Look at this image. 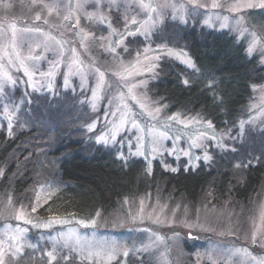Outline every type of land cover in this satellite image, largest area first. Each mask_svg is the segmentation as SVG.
Instances as JSON below:
<instances>
[{
    "label": "rangeland",
    "instance_id": "rangeland-1",
    "mask_svg": "<svg viewBox=\"0 0 264 264\" xmlns=\"http://www.w3.org/2000/svg\"><path fill=\"white\" fill-rule=\"evenodd\" d=\"M70 2L73 10L77 3H82L83 8L66 21L69 0H63L61 7L53 9L51 14L43 5H51L54 0H0V32L6 34L0 38V56L4 55L5 48L13 57L15 55L11 46V25L17 29L15 52L23 57L28 56L31 49L33 54L44 56L35 64L36 75L31 83L27 82L28 77L22 70L17 71L18 62L14 60L15 66L11 65L6 56L0 60L3 65L0 71L9 72L18 81L14 86L5 85L4 93L0 94V133H4V141H17L6 158L0 161V172L3 173L0 185L6 178L5 186L0 190V240H6L5 233H15L17 228L24 230L23 250L16 255L8 251L11 241L6 240L5 264H70L71 259L73 264H213V261L215 264H249L251 257L264 258V8L259 6L260 0H215L220 5L216 8L212 7L214 0ZM247 3L257 6L248 8ZM165 4L176 7H161ZM148 5L156 10L151 11L146 7ZM237 6L241 10L232 11ZM37 14L41 16L40 21L35 19ZM76 15L80 17L79 28L73 27ZM99 16L106 18L103 23L97 19ZM44 20L48 23H43ZM145 21L150 25L147 35L143 27ZM166 22L225 30L242 41L246 53L255 56L257 64L263 67L262 79L251 86V95L234 125L218 129L210 123L209 127V121L196 114L168 111L166 105L149 92L148 83L156 78L161 59L168 58L195 69L185 48L186 43L169 44L166 33L154 42V32ZM60 25L67 27H56ZM35 27L51 33L58 40L67 41L62 60L57 53L44 52L37 46L43 37L24 32ZM137 28L140 32L136 36L126 35ZM80 29L88 34L85 46H81V37L77 35ZM122 37L123 44L116 48L118 56L111 54L110 48L116 47L115 42ZM137 37L141 39L140 43H126L128 38ZM250 47L252 51H249ZM72 48L76 49L77 58L82 63L79 67L73 65L70 70ZM55 61L61 62L52 69L51 64ZM121 63L129 69L135 66L140 74L129 77L120 67ZM147 68L153 70L146 71ZM96 69L104 73L102 86H98ZM50 70L51 76L41 75ZM118 71L126 77L125 80L121 81V77L115 75ZM117 81L121 82L117 84ZM133 85L130 93L129 87ZM65 91L76 96L74 99L80 110H83L81 105L85 108L79 119V123L82 122L79 136L83 137L82 144L87 153H91L95 145H103L123 160L139 157L150 165L158 159L169 170L194 168L199 162L209 164L214 153L225 161L229 159L227 153H238L236 159H232L231 169L239 168L242 163L244 166L249 163L263 166V177L255 199L243 206L238 202L229 205V200L206 202L204 199L209 192L200 195L201 201L196 203L146 194L124 199L112 212H97L99 216L97 213L89 218L38 216L32 208L37 209L46 203L53 187L58 185V179L49 175V171L53 172L54 161L43 159L42 150L56 146L57 142L49 133L52 129L43 133L42 128L47 125L37 120L33 110L39 105L45 111V118H49L46 102L38 100V96L45 95L48 101L53 98L55 101L63 98ZM65 102H48L53 107L51 116L54 119L60 117L53 112L56 108L70 104L67 99ZM140 104L145 107L142 109ZM156 109H159L158 113ZM128 113H131L130 117ZM171 117L175 119L170 120ZM131 118L136 120V127H133ZM31 126L37 128L34 133H28ZM22 131L25 132L20 139H16V134ZM160 132H166L167 136L161 137ZM206 154L210 160L204 158ZM219 158L216 157L217 164L224 162ZM12 161L14 166L10 164ZM16 178L29 180L25 183L28 185L20 189L22 196L14 192ZM31 187L33 189L28 193ZM21 210L31 224L17 219ZM50 217H60L66 222L43 227ZM93 219L95 225L91 224ZM82 220L87 227L79 223ZM36 224L41 226L35 227ZM98 241L116 242L118 249L113 252L111 248H104L99 255L89 257V242ZM125 249L127 256L124 255ZM109 253L114 255L111 260L107 258ZM251 264L256 262L251 261Z\"/></svg>",
    "mask_w": 264,
    "mask_h": 264
},
{
    "label": "trees",
    "instance_id": "trees-1",
    "mask_svg": "<svg viewBox=\"0 0 264 264\" xmlns=\"http://www.w3.org/2000/svg\"><path fill=\"white\" fill-rule=\"evenodd\" d=\"M162 33L169 35L166 36L169 44L186 43L185 48L195 69L168 58L161 59L156 78L148 83L151 95L164 103L168 111L196 114L215 128L234 125L251 95V86L262 79L263 67L257 64V58L249 56L245 44L225 30L166 22L154 32V42L162 37ZM135 41L140 43L141 39L128 38L126 43ZM62 95L63 98L55 101L67 103V99L70 104H61L53 111L60 114L59 119L51 116L53 107L48 104L55 102V98L48 101L45 95L38 96V100L46 102L49 118H45V111L39 105L33 110L37 120L47 125L42 128L43 133L52 129L49 133L57 142L56 146L42 150L43 159L54 161L53 172L49 171V175L58 179V185L53 187L49 200L35 211L38 216L89 218L97 212H112L124 199L146 194L196 203L201 201L200 195L209 192L204 199L206 202L229 200V205L238 202L243 206L255 199L263 177V166L260 163L244 166L242 163L239 168L231 169L232 159H236L238 153H227L229 159L226 161L214 153L209 164L199 162L194 168L178 167L175 172L164 168L158 159L150 165L139 157L123 160L103 145H95L91 153H87L82 144L83 137L79 136L82 133L79 119L85 108L81 105L83 110L79 109L74 99L76 96L69 91ZM36 129L31 126L28 133H34ZM25 131L17 133L16 139H20ZM14 144L17 141H4V133H0V161L6 158ZM216 157L224 162L217 164ZM10 164L14 166L13 161ZM23 178H16L15 194L21 195L20 189L28 185L25 183L29 180ZM5 181L6 178L2 180L0 190ZM32 189L27 192L31 193ZM73 263L71 259L70 264Z\"/></svg>",
    "mask_w": 264,
    "mask_h": 264
},
{
    "label": "snow or ice",
    "instance_id": "snow-or-ice-1",
    "mask_svg": "<svg viewBox=\"0 0 264 264\" xmlns=\"http://www.w3.org/2000/svg\"><path fill=\"white\" fill-rule=\"evenodd\" d=\"M97 2H99V0H97ZM62 4H63V0H54L53 4H51V5L45 4V5H43V7L49 9V13L51 14L53 9H58L59 7H61ZM169 6L173 7V8L176 7L174 4L161 5V7H169ZM245 6L248 7V8H252V7H256L257 5L253 4V3H247ZM259 6L264 8V0H260ZM66 7L69 8V14L64 17V20L68 21V20L72 19V16L76 12H79L83 8V4L82 3H77V5L75 6V10H73L72 6H71V2L69 0V5H66ZM146 7H149L151 9L150 5H148ZM212 7L216 8V7H220V5L215 3V0H214V2L212 4ZM155 10L156 9H151V11H155ZM240 10L241 9L238 6L232 8V11L239 12ZM91 18L92 17L89 16V19H91ZM35 19L37 21H40L41 20L40 14H37ZM75 19H76V23H75V25H73V27L74 28H79V23H80L79 15H76ZM97 19L101 23H103L106 18L104 16H99V17H97ZM43 23L47 24L48 21L44 20ZM133 23H136V21L133 20ZM56 27H67V26L66 25H60V26H56ZM143 27H144L145 35H147L148 31H149V27H150L149 21L143 22ZM11 30H12L11 46H12V49H13L15 55L13 57V55L11 53H9L7 51V49L5 48L4 49V55L0 56V60H2L4 58V56H6V57H8V63L13 65V66H15L14 60L16 62H18L19 67L17 68V71L22 70L24 75L26 77H28V81L27 82L31 83V81L33 80V78L36 75V70H34L35 69V64H36L37 61L43 60L44 56L43 55H35V54H33L31 49H30V54L28 56H23V57L20 55L19 52H15V49H16V46H17L16 45L17 29H16L15 25H11ZM24 32L26 34H29V35H36V36L43 37V39L41 40L40 44H38L37 46L41 47L44 52L57 53L61 57V60L63 59V57L65 55L64 45L67 43V41L58 40L55 36L51 35V33L44 32L40 27H35V28H31V29H25ZM139 32H140V28H137L136 31L127 32L126 35L129 36V37H134ZM5 35L6 34L4 32H0V38H4ZM77 35L81 37V46H85L84 45V40L86 39L88 34L84 33L83 29H80V31L77 33ZM123 42H124L123 41V37L120 40L116 41L115 42L116 47H111L110 48V53L118 56V54L116 53V48L119 47L121 44H123ZM124 50L127 51L126 48ZM71 51H72V54H73V60L69 63V69L70 70L72 69L73 65H76L77 67H79V65L82 63L77 58L78 54L76 52V49L72 48ZM249 51H252L251 47L249 48ZM157 59H158V57H157ZM60 62L61 61L52 62L51 68L52 69L57 68L59 66ZM138 63H139V61H137V64ZM120 67L123 69V72L127 73V75L129 77L140 74L139 70L136 69L135 66H133L132 69H129L128 67L124 66L123 63H121ZM2 68H3V65L0 64V69H2ZM145 70L146 71H152L153 69L152 68H147ZM96 72L99 75L98 86H102L103 85V81H104V73L101 72L99 69H96ZM41 75L42 76L43 75L51 76L52 75V71L50 70L47 74L41 73ZM115 75L120 76L121 77V81L126 79V77H124V75L120 71L116 72ZM121 81H117V84H119ZM17 83H18L17 79H15L9 72L0 71V94L4 93L5 85L11 84V85L14 86ZM141 83H143V82H141ZM185 83H187V82L185 81ZM132 87H135V85L129 87V92L130 93L132 91ZM135 98L136 97L133 96V99H135ZM140 107L143 109L145 107V105L144 104H140ZM7 111H8V109L5 108V112H7ZM156 112L158 113L159 109H156ZM149 115H152V113H149ZM128 116L130 117L131 113H128ZM153 118H155V117H153ZM169 119L170 120L171 119H175V117H171ZM10 121H11V117H9V124H8L9 132H11V130H12V125H11ZM122 122H126V121H122ZM131 123H132L133 127L137 126V122H136V120L134 118H131ZM210 126H211V124L209 122V127ZM159 135L161 137H164V136H167V133L166 132H160ZM185 155H187V153H185ZM204 158L205 159H209V160L211 159V157L207 156V154L205 155ZM171 171L175 172V171H177V169L172 168ZM2 174L3 173L0 172V175H2ZM36 210H37L36 207L32 208L33 212H35ZM97 215L99 216V213H97ZM17 219L18 220H23V221H25L26 223H29V224L32 223L31 220H26L25 214H24V212L22 210L17 213ZM65 222L66 221L62 220L60 217H50L48 222L43 224V227L49 228V227L52 226L53 223H65ZM79 223L84 225L85 227L88 226V224L85 221H83V220L80 221ZM91 224L95 225L96 224V220L93 219L91 221ZM34 226L35 227H40L41 225L36 224ZM23 231L24 230L17 228L15 233H12V234L5 233L6 240L11 241V243L9 244L8 251L11 252V254L13 256L16 255V253L21 252L23 250V244L21 243L22 238H23ZM77 239H79V237H77ZM252 239H253V242L255 243V241H256L255 234H253ZM6 240H0V264H5V260H4V256H5L4 244H5ZM88 247L90 249L89 257L91 255H93V254L99 255L100 251H102L104 248H111V249H113V252L118 249V245H117L116 242H107V241L89 242ZM244 251H245V253L247 255L251 256L250 253H247V250H244ZM124 255L125 256L128 255V251L126 249L124 250ZM49 256H51L52 259H55V257L52 256V253H49ZM107 258H108V260L113 259L114 258L113 253H109ZM251 261H255L256 264H264V258L251 257ZM251 261L249 262V264H251ZM213 264H215V261H213Z\"/></svg>",
    "mask_w": 264,
    "mask_h": 264
}]
</instances>
